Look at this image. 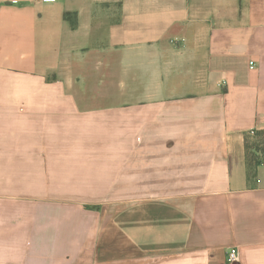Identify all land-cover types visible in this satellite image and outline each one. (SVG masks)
<instances>
[{
	"label": "crops",
	"instance_id": "obj_1",
	"mask_svg": "<svg viewBox=\"0 0 264 264\" xmlns=\"http://www.w3.org/2000/svg\"><path fill=\"white\" fill-rule=\"evenodd\" d=\"M262 130L264 0H0V264H264Z\"/></svg>",
	"mask_w": 264,
	"mask_h": 264
},
{
	"label": "trees",
	"instance_id": "obj_2",
	"mask_svg": "<svg viewBox=\"0 0 264 264\" xmlns=\"http://www.w3.org/2000/svg\"><path fill=\"white\" fill-rule=\"evenodd\" d=\"M66 18L69 19L70 15L67 14ZM75 26L76 23L73 22ZM250 135H253L256 139L255 142H250ZM246 139V152H247V164L249 171V178H254L255 169L263 163L264 160V130L254 131Z\"/></svg>",
	"mask_w": 264,
	"mask_h": 264
},
{
	"label": "built area",
	"instance_id": "obj_3",
	"mask_svg": "<svg viewBox=\"0 0 264 264\" xmlns=\"http://www.w3.org/2000/svg\"><path fill=\"white\" fill-rule=\"evenodd\" d=\"M251 69H254V63H250ZM228 262L229 264H237L239 263V252L238 249L234 248L229 251L228 254Z\"/></svg>",
	"mask_w": 264,
	"mask_h": 264
},
{
	"label": "rangeland",
	"instance_id": "obj_4",
	"mask_svg": "<svg viewBox=\"0 0 264 264\" xmlns=\"http://www.w3.org/2000/svg\"><path fill=\"white\" fill-rule=\"evenodd\" d=\"M250 136H251L250 142H251V143L255 142L256 139L254 138V136H253V135H250Z\"/></svg>",
	"mask_w": 264,
	"mask_h": 264
}]
</instances>
